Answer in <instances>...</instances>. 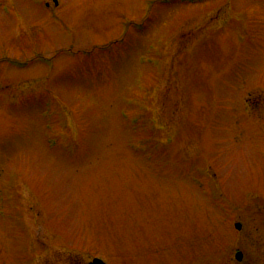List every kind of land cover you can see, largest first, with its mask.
<instances>
[{"label":"rangeland","instance_id":"rangeland-1","mask_svg":"<svg viewBox=\"0 0 264 264\" xmlns=\"http://www.w3.org/2000/svg\"><path fill=\"white\" fill-rule=\"evenodd\" d=\"M260 209L264 0H0V264H239Z\"/></svg>","mask_w":264,"mask_h":264},{"label":"flooded vegetation","instance_id":"flooded-vegetation-1","mask_svg":"<svg viewBox=\"0 0 264 264\" xmlns=\"http://www.w3.org/2000/svg\"><path fill=\"white\" fill-rule=\"evenodd\" d=\"M248 217V216H247ZM247 217L243 218V222L246 225V229L249 227L248 225V219ZM250 221V220H249ZM260 232L256 230V232L252 233H246V230L242 237H240V240L242 239L244 244L248 243L249 239L257 240V245L253 246L251 249L246 248L245 251V257L243 258L242 263L243 264H264V227L260 223ZM200 260L196 261V264L199 263ZM212 262V264H215V261L212 259H205V264L208 262ZM134 264V263H133Z\"/></svg>","mask_w":264,"mask_h":264}]
</instances>
